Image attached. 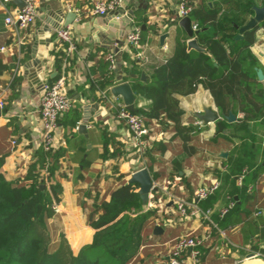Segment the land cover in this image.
I'll list each match as a JSON object with an SVG mask.
<instances>
[{
	"label": "crops",
	"instance_id": "1",
	"mask_svg": "<svg viewBox=\"0 0 264 264\" xmlns=\"http://www.w3.org/2000/svg\"><path fill=\"white\" fill-rule=\"evenodd\" d=\"M94 1L38 0L39 15L36 22L25 32L26 39L21 46V52L13 33L5 24L6 9H13L17 4L0 5V59L11 67L0 74V101L4 102L0 116V156L5 157L1 172L10 181L24 182L29 166L43 140L44 131L39 112L40 96L34 90L35 87L29 84L30 79L26 78L23 69L24 64L31 58L34 36L41 23L48 18L52 21L63 19L61 14H58L59 10L66 14L70 11L69 7L78 9L82 18L71 24L77 49L68 55L61 69H57L53 54L57 45L54 32L52 35L54 44L49 52L48 62L44 64L43 73L49 82L62 76L66 78L68 95L81 106L82 115L79 123L83 120V107L86 104L97 105L89 118L88 136L79 133L78 126L71 129L62 121H59L56 129L54 149L63 153L59 158V167L52 176V181L60 183L63 189L60 201L56 203L59 209L51 219L56 232L65 234L74 253H78L82 246L91 243L96 230L89 224L88 214L95 198L110 200L112 190L128 182L135 171L142 168L149 170L150 156L153 155L158 159L153 162V171L159 175L155 177L153 172L150 170L149 172L158 186V191H152L149 202L143 203L145 210L156 203L158 216L154 218L153 223L155 227L162 226L163 234L153 232L151 241L140 250L135 264H167L174 240L186 233H196L205 238L199 264H264L262 258H246L252 250L250 240H247L240 226L237 224L229 225L227 228L220 226V221L224 217L219 215L218 209L223 207L228 199L222 186L214 195L199 202L201 206L204 204L203 208L214 207L212 219L215 224L205 222L201 217H182L172 201L173 197L196 200L195 191L198 187L208 185L215 179H220L222 185L224 174L229 172L224 161L230 150L225 147L217 149L202 145L216 134L217 121L207 125L198 123L200 121L195 113L202 111L206 106H212L221 114L210 91L199 86L196 92L180 97L184 123L194 121L199 125L198 149L195 154H189L183 151L181 139L174 137L172 122H168L166 126L160 121L155 122L147 139V146L144 148L136 146L128 126L117 117L118 105L125 104L122 97H115L111 93L112 87L105 96L94 86L97 78V75L92 73L94 66L104 53L112 51L114 47H119L122 51L126 35L133 26L138 25L141 30L159 28L158 32H150L143 38L142 49L136 48V53L142 52L145 56L143 61L138 60L141 65L144 64L146 79L153 65L165 62L172 55L177 36L186 34L179 25L177 0H125L128 13L133 7L144 5L145 1L148 3L146 8L136 9L143 11L144 17L139 21L133 18L132 22H127L125 18L117 19L113 15L91 14L89 9ZM256 4L261 5L262 0H256ZM262 23L257 25L256 40L250 51L264 71ZM193 25L192 22V27ZM166 32L169 36L165 39L164 45H161L159 37ZM3 46L7 49L1 51ZM130 53L133 54L132 51ZM54 73L57 74L53 76ZM124 73L127 75L125 71ZM17 77L20 78L19 83L13 87V81ZM258 80L264 84V79ZM125 81L131 80L125 78L119 80L116 75L117 84ZM148 103L149 101L144 100L140 105L146 106ZM241 116L242 114H238L236 117ZM224 133L232 135L234 129H227ZM237 135L244 137L249 143V153H260L257 154L260 160L264 149V117L250 122L248 132L240 131ZM13 140H16L14 145ZM160 140L169 144L167 151L163 154L153 150L149 152L154 142ZM234 141L236 144L241 143L239 137H234ZM221 151L227 152V156H221ZM82 158L91 159L90 166L85 168ZM175 158L183 161L184 168L180 172H174L172 161ZM216 169L222 171L221 176H218ZM260 182V191L264 192V174ZM235 184L241 185L239 179Z\"/></svg>",
	"mask_w": 264,
	"mask_h": 264
},
{
	"label": "trees",
	"instance_id": "2",
	"mask_svg": "<svg viewBox=\"0 0 264 264\" xmlns=\"http://www.w3.org/2000/svg\"><path fill=\"white\" fill-rule=\"evenodd\" d=\"M189 2L188 16L197 26L195 38L207 53L188 50V35L179 34L172 55L165 62L153 65L149 77L142 80L145 68L135 56L137 49L131 48L133 54L129 50L122 51L123 69L127 73L124 78L131 80L129 82L136 95L134 113L141 115L151 128L158 121L163 126L172 122L174 137L181 139L183 151L189 154H195L198 149L199 125L194 121L184 123L181 96L192 94L202 86L210 91L221 113L228 115L232 111L236 116L242 114L235 122L219 119L216 134L202 145L230 150L224 161L229 172L224 174L221 186L228 195L224 206L231 201L235 202V206L222 217L220 226L227 228L237 224L250 240L251 250L264 253V216H254L257 209H264V192L260 191L264 149L259 160L257 154L260 153H249V143L237 135L240 131L248 132L250 122L264 117V84L256 75L261 64L250 51L256 40L257 26L244 31L243 38L235 39L239 28L253 15L252 7L256 0ZM143 17V11H135L136 21ZM158 31V27L142 29V39L150 32ZM106 53L92 71L93 75H97L94 86L105 96L117 84L116 73L105 60ZM53 54L55 67L60 70L68 56L59 44ZM10 69L0 59V74ZM132 74L135 77H131ZM19 79H14L13 87ZM144 100L149 101L148 105H140ZM80 107L73 100L71 109L59 121L71 129L76 128L82 115ZM230 128L234 129V134L226 135L224 132ZM234 137H239L241 143L236 144ZM168 147L169 144L163 140L155 141L149 152L153 150L163 154ZM58 151L54 148L46 151L41 145L22 183L10 181L4 176L1 167L5 157L0 156V264L137 263L140 250L151 241L155 228L153 221L158 216L157 208L145 210L137 182H124L112 190L108 201L95 198L88 214V222L96 230L93 241L82 246L78 253L73 252L64 233L56 232L51 222L56 215L53 205L60 201L63 191L60 183L52 181L63 154ZM150 159L148 168L156 177L159 173H154L153 162L158 159L153 155ZM91 163V159L82 158L85 168ZM172 165L174 172L184 168L180 158L173 159ZM216 172L221 176L220 169ZM240 177L241 185L238 186L235 183Z\"/></svg>",
	"mask_w": 264,
	"mask_h": 264
},
{
	"label": "built area",
	"instance_id": "3",
	"mask_svg": "<svg viewBox=\"0 0 264 264\" xmlns=\"http://www.w3.org/2000/svg\"><path fill=\"white\" fill-rule=\"evenodd\" d=\"M13 3V0H0L1 6H6ZM24 6L20 9L19 6H15L13 9H6L5 24L7 28L13 33V37L18 44L19 52H21V46L26 39L27 29L33 25L39 15V3L38 0H24ZM189 0H177L178 12L180 16H187L190 12ZM70 11L77 12L75 21H80V11L69 7ZM89 12L93 15L109 16L113 15L117 19L128 17V12L125 8V0H95ZM133 19H131V22ZM193 29L196 30L197 26L194 24ZM57 44L63 46L64 52L68 56L70 53L77 49L76 43L73 39L72 26L69 25L65 28H60L55 31ZM142 30L136 25L133 26L126 35V42L122 47V51L129 50L135 47L142 49ZM7 48L3 46L1 51ZM137 59L144 60L145 56L142 52L135 54ZM105 60L109 64V68L115 71L117 63V53L112 50L105 54ZM67 88V80L64 76L56 79L53 82L46 81L43 86V94L40 96V109L41 123L44 131L43 145L46 151L55 147L56 129L61 117L68 112L73 104V99L66 92L65 94H59V90ZM1 109L4 107V102L0 101ZM117 117L125 122L131 133L133 143L138 147H146L147 139L150 137L152 128L145 124L144 118L130 111L126 104L118 105ZM201 123V122H198ZM13 145L16 140L12 141ZM241 183V177L239 178ZM221 186V180L215 179L208 185H202L195 191V199L189 201L185 198L173 197V203L176 205V209L182 217H201V219L208 223H214L212 215L214 209L212 207L203 208L199 202L209 198L213 195ZM235 202L231 201L227 206L221 207L219 215L224 217L233 207ZM152 207L156 208L152 204ZM55 211H58V205H53ZM255 216L264 215V209H257L254 212ZM215 224V223H214ZM205 238L196 233H186L178 236L170 249L169 258L167 264H199ZM253 255L250 258H262L264 260V253L252 251ZM247 258V257H246Z\"/></svg>",
	"mask_w": 264,
	"mask_h": 264
},
{
	"label": "water",
	"instance_id": "4",
	"mask_svg": "<svg viewBox=\"0 0 264 264\" xmlns=\"http://www.w3.org/2000/svg\"><path fill=\"white\" fill-rule=\"evenodd\" d=\"M13 3L17 4L19 8L21 9L24 6V0H13ZM147 1H145L144 5H139V7H133L128 17H125L127 22H130L131 19L134 18V13L136 9H140L141 7L146 8L147 7ZM253 15L249 18V20L239 28V33L235 36V39H241L243 38L242 33L248 29H252L256 27L258 24L264 22V3L259 5L255 4L253 7ZM61 14V17L63 19L61 20H55L52 21L51 19H47L44 23H41V26L38 28L37 34H35L34 42L32 45L30 56L31 58L24 64V74L26 78L30 79V85L35 87L34 90L38 92V96H41L43 94V86L46 83V79L44 78V64L48 62L49 52L51 51L53 47V33L60 29L65 28L75 22V18L77 17V13L74 11H68L66 14L62 10L58 11V14ZM179 17V25L185 30L186 34L188 35L189 39L187 41V47L188 50H197L200 52H206L207 50L199 46L197 39L195 38L196 30L192 27V20L191 18L187 16H180ZM60 19V18H59ZM169 36V33H163L160 35L159 40L160 44L164 45L165 39ZM113 50L117 53V63L115 68V73L119 80H122L126 74L123 71V65L124 61L122 58V51L119 47H114ZM57 73H54L53 76H55ZM257 76L260 80L264 79V71L262 68L257 69ZM131 77H135L134 74L131 75ZM141 79L146 80L145 73L141 74ZM69 88L61 89L59 90V94L63 95L66 92H68ZM111 93L115 97H122L123 102L126 104L127 108L135 112V101H136V95L133 91V88L131 86V83L128 81L120 82L116 85H114L111 88ZM97 107V105L93 104H86L83 107V120L78 125V132L81 134H84L85 136H88V123L89 118L91 117V112L94 111V109ZM2 115V109L0 107V116ZM198 120L207 125L210 123H214L218 121L219 119L225 118L229 122L236 121L237 117L236 115L230 111L228 115L224 113H219L217 110H215L212 106H206L203 108L202 111L195 113ZM89 148L91 145L88 146ZM221 156H227V152L221 151ZM129 182H137L140 185L139 193L141 195V199L144 203H148L150 200V193L152 191H158V186L154 182L149 170L147 168H142L138 171H135L131 178L129 179ZM155 234L161 235L163 234V228L160 225H157L154 229ZM252 253L248 254L246 257L250 258L252 257Z\"/></svg>",
	"mask_w": 264,
	"mask_h": 264
}]
</instances>
